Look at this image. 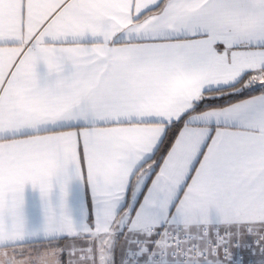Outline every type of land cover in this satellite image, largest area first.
Listing matches in <instances>:
<instances>
[{
  "label": "snow or ice",
  "instance_id": "snow-or-ice-1",
  "mask_svg": "<svg viewBox=\"0 0 264 264\" xmlns=\"http://www.w3.org/2000/svg\"><path fill=\"white\" fill-rule=\"evenodd\" d=\"M0 264H264V0H0Z\"/></svg>",
  "mask_w": 264,
  "mask_h": 264
}]
</instances>
